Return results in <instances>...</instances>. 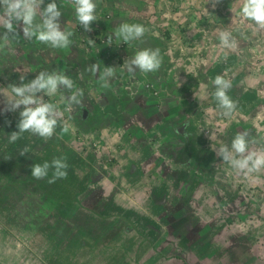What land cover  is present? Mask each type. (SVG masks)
<instances>
[{"label": "rangeland", "instance_id": "1", "mask_svg": "<svg viewBox=\"0 0 264 264\" xmlns=\"http://www.w3.org/2000/svg\"><path fill=\"white\" fill-rule=\"evenodd\" d=\"M95 2L88 32L73 6L57 0L62 28L74 33L66 49L25 40L22 31L0 48V162H10L9 173L1 172L16 180L19 161L24 169L29 163L33 185L24 190L49 195V210L68 220L44 221L48 213L26 220L21 242L41 240V253L56 264H264V170L244 176L214 151L230 147L238 131L258 141L250 148L264 147V29L240 15L243 0H218L215 7L212 0ZM122 22L145 25L142 40L117 41ZM224 29L235 37L234 49L220 45ZM5 31L0 26V42ZM145 47L160 49L161 68L129 74L124 62ZM97 62L101 71L115 68L107 89L99 73L85 71ZM45 70H63L84 90L71 112L61 102L63 89L43 97L57 104L58 123L70 130L57 127L47 140L25 132L10 143L22 108L4 111L5 95L20 75L27 82ZM217 75L231 81L228 95L239 101L231 117L215 99ZM60 156L69 165L66 179L48 183L51 170L45 179L31 176V165ZM14 160L21 167L13 171ZM6 194L10 219L22 220L24 193Z\"/></svg>", "mask_w": 264, "mask_h": 264}, {"label": "clouds", "instance_id": "2", "mask_svg": "<svg viewBox=\"0 0 264 264\" xmlns=\"http://www.w3.org/2000/svg\"><path fill=\"white\" fill-rule=\"evenodd\" d=\"M73 6L76 19L83 26L85 31H92V22L97 20L95 0H67ZM218 0H212L215 7ZM45 0H0V8L3 15H0V26L6 31L3 33L0 48L6 47L9 37L18 39L20 32L23 33L25 40H38L43 44L50 45L56 49H66L72 44L71 37L74 33L67 28H62L60 18L62 16L61 6L57 0H51L44 5ZM233 11V9H232ZM240 15L252 21L260 29H264V0H243L240 8ZM147 31L145 25L140 23L122 22L116 29L114 36L117 41L130 43L140 41ZM113 34H109L107 43L111 45ZM220 45L225 49L237 47V41L230 31L221 30L218 33ZM94 44V40H89ZM227 56H225V60ZM126 70L134 75L137 70L141 73L157 72L163 63L159 48L145 47L135 52L131 59L125 62ZM85 71L92 75L99 73V80L102 81L100 87L107 89L110 80L115 77V68L106 66L100 70L99 63L89 65ZM25 75H20V83L11 85L12 95H5L4 111H19L20 119L17 124L18 131L11 132L8 137L10 143L19 140L23 133L31 132L34 135L43 137L45 140L53 137L57 127L61 128L62 133H68L70 126L63 125L58 121L61 112L57 104L46 102L44 96L52 97L59 90L63 89L66 95L61 102H66L67 111H72L73 105L83 102L84 90L75 89L74 81L63 71H40L34 79L25 82ZM212 84L215 87L214 96L221 114L224 117H231L236 111L239 101L233 100L228 92L232 87L231 81L224 75H217ZM40 94V95H38ZM184 127H187L185 124ZM264 141V137H261ZM258 143L251 141L247 131H238L231 141V146L221 145L214 149L216 156L222 158V163L230 165L233 169L249 176L258 174L264 170V147L250 148V144ZM28 153L25 148L20 151V155ZM69 165L64 156L54 157L51 161L35 163L31 165V176L37 180L45 179L52 171V176L48 183H55L58 179H66Z\"/></svg>", "mask_w": 264, "mask_h": 264}, {"label": "crops", "instance_id": "3", "mask_svg": "<svg viewBox=\"0 0 264 264\" xmlns=\"http://www.w3.org/2000/svg\"><path fill=\"white\" fill-rule=\"evenodd\" d=\"M8 161L9 160L7 158H4L2 162H0V264H56V258L54 256L47 257L45 255V250L44 253H41V248L40 246H38L41 240L36 242V239L34 238L32 246L26 243L25 244L27 246H24L21 240H23L24 235H26V224L28 220L38 219L42 217L44 213H52L53 215H55V217L53 218H48V216L45 217L48 219L63 220L65 221V223L68 220L66 218H62V214L59 215L49 210V207L52 205L49 201L51 200L49 195H46L45 198H42L40 194H37L36 197L35 194H32L33 192L28 193V191H24V188H28L30 184L33 185V182L13 181L10 180V176L6 175L4 172H1L3 170H6L9 173L10 162ZM17 165L18 164L12 163L11 168L13 169V171L17 168ZM23 166L24 165H22V169L24 171ZM19 167L21 166L19 165ZM10 191L13 193L14 196H20L24 193L25 197L22 200L23 203L25 199L29 196L30 199H34L31 204H28L27 209L21 212L20 215L22 220L19 219L12 221V219H10V217H12V214L10 212V200L8 194H6ZM36 191L38 190L36 189ZM42 201H45V208H43L44 206L40 208L37 206V202L40 203ZM26 202H28V200ZM17 218H19V214H17ZM47 220L44 219V221ZM48 233H50L48 229L40 232V234H43L44 236H47Z\"/></svg>", "mask_w": 264, "mask_h": 264}, {"label": "trees", "instance_id": "4", "mask_svg": "<svg viewBox=\"0 0 264 264\" xmlns=\"http://www.w3.org/2000/svg\"><path fill=\"white\" fill-rule=\"evenodd\" d=\"M12 163H15V164H18V161L17 160H14V161H12ZM19 163L20 164H23L24 166H25V162H22V161H19ZM17 167H19V164L17 165ZM29 167H30V164L28 163V165H26V168L24 169V171L23 172H21V177L20 178H18V179H16V180H14V179H11V180H13V181H30V180H32L31 179V177L29 176ZM24 191H26V190H24ZM27 192V191H26ZM36 196V195H35ZM37 197V196H36ZM28 200V202H26ZM34 201V199L33 198H31L30 199V196L29 197H27L26 199H25V201H24V205H26L27 207H28V204H31L32 202ZM25 202H26V204H25ZM38 203V207L40 208V207H43V208H45V201H42V202H37ZM27 207H26V209H27ZM42 208V209H43ZM53 217H55V215H53L52 213H48V218H53ZM48 218H45V220H47Z\"/></svg>", "mask_w": 264, "mask_h": 264}]
</instances>
